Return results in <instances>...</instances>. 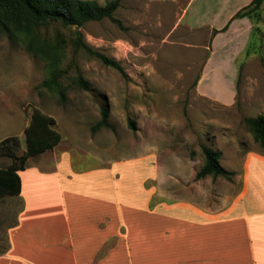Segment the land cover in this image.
I'll return each mask as SVG.
<instances>
[{"label": "rangeland", "instance_id": "rangeland-1", "mask_svg": "<svg viewBox=\"0 0 264 264\" xmlns=\"http://www.w3.org/2000/svg\"><path fill=\"white\" fill-rule=\"evenodd\" d=\"M96 1L105 5L110 0ZM188 2L121 0L114 16L123 28L108 18L81 29L40 27L42 38L65 41L59 89L42 86L50 77L48 60L27 50L22 36L11 39L0 31V142L16 136L17 154L26 153V128L39 110L55 119L62 140L53 150L30 157L26 167L41 164L51 170L61 152L69 154L75 171L145 156L158 169V177L144 182L157 188L156 199L191 200L210 213L227 210L242 192L248 154L264 155L246 123L264 115V9L260 20L246 18L230 36L219 38L214 45L218 54L210 61L217 34L179 21ZM211 7L195 0L189 16L199 12L194 16L198 23L220 26L235 5L223 6L215 17ZM9 14L0 8V17ZM77 30L93 49L118 61L126 74L77 50ZM80 76L88 89L78 84ZM103 108L111 126L93 131ZM205 146L222 153L221 164L230 177L196 178L205 162ZM11 159L0 156V167ZM139 166L142 176L147 167ZM21 206L11 197L0 200V252L8 245V229Z\"/></svg>", "mask_w": 264, "mask_h": 264}, {"label": "crops", "instance_id": "crops-1", "mask_svg": "<svg viewBox=\"0 0 264 264\" xmlns=\"http://www.w3.org/2000/svg\"><path fill=\"white\" fill-rule=\"evenodd\" d=\"M203 1L213 6V16L235 5L227 22L215 26L198 23L194 16L199 12L189 16L195 3L189 0L179 21L214 34L253 0ZM247 20H234L226 33L213 38L210 61L218 54L219 38ZM230 93L232 99L235 84ZM142 164L146 173L138 176ZM46 169L33 164L19 172L21 195L11 198L22 206L8 229L0 264H264L262 154H248L242 192L222 213H210L191 200L156 199L157 188L144 182L158 177V169L145 156L75 171L69 154L61 152L53 168Z\"/></svg>", "mask_w": 264, "mask_h": 264}, {"label": "trees", "instance_id": "trees-1", "mask_svg": "<svg viewBox=\"0 0 264 264\" xmlns=\"http://www.w3.org/2000/svg\"><path fill=\"white\" fill-rule=\"evenodd\" d=\"M120 6L121 0H110L105 5H101L96 0H0V8L10 13L5 18L0 17V31L11 39H15L19 35L22 36L26 42L27 50L48 60L50 77L43 82L42 86L47 90L59 89L62 87L60 64L65 41L59 38L53 41L42 38L40 27L55 24L63 28L81 29L89 22L108 18L123 28L122 22L114 16ZM263 9L264 0H253L248 6L239 10L222 30H215L214 33L226 32L236 19L260 20ZM10 19L11 25L8 22ZM75 35L73 44L77 50H83L103 64L126 74L118 61L107 57L87 44L80 30L75 31ZM78 84L82 88L88 89V82L82 76L79 77ZM61 93L64 94V92ZM246 123L255 142L264 150V115L258 118H248ZM55 124L56 121L53 117L35 110L31 123L26 128L27 151L21 156L17 154L20 143L16 136L8 137L0 142V156L6 155V157L12 158L9 165L0 167V200L6 197L20 196L22 182L19 172L26 169V161L30 157H36L53 150L61 142L62 135L54 129ZM110 126L109 111L107 108H103L102 119L93 127V131L110 128ZM204 154V165L196 176L198 180L208 176H212L214 179L231 176V173L225 171L221 164V152L205 146ZM6 250L7 247L0 254Z\"/></svg>", "mask_w": 264, "mask_h": 264}]
</instances>
